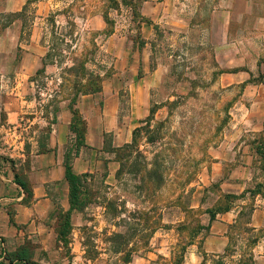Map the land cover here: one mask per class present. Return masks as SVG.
<instances>
[{
    "label": "rangeland",
    "instance_id": "rangeland-1",
    "mask_svg": "<svg viewBox=\"0 0 264 264\" xmlns=\"http://www.w3.org/2000/svg\"><path fill=\"white\" fill-rule=\"evenodd\" d=\"M28 1L32 2L22 16ZM65 1L70 0H0V147L13 143L18 146L14 155L22 153L21 148L29 155L35 153L38 140L45 147L48 131L63 117V109L71 121L78 118L68 110L71 92L60 91L61 66L50 65L45 74H36L53 46L46 19ZM249 2H78L82 6L75 11L78 31L94 32L81 41L90 45L87 41L92 39L96 44L90 67L101 75L108 72L103 77L104 92L119 101L111 103L115 122L104 131L99 167L84 174L82 209L71 215L70 230L67 233L62 209L47 220L57 236L64 233L49 253L51 259L44 252L47 264H130L136 256L151 253L157 255L153 264H238L241 258L264 264L263 158L248 150L245 154L255 157L243 170V151L235 147L237 155L223 167V177L211 178L215 163L230 157L227 149L237 132L254 128L257 120L264 122V36L249 30L264 10L252 8ZM225 13L232 20L226 37ZM237 73L243 80L230 85ZM102 94L81 96L74 107L94 131L103 125ZM172 101L177 105L169 112L167 102ZM156 105L160 107L151 127L166 121L163 138L152 144L143 135L141 157L134 162L142 168L159 153L163 164L182 166L184 171L178 186L173 180L179 172L171 171L164 188L140 194L138 175L125 173L117 180L120 163L115 151L132 141L133 131L144 125ZM78 142L77 132L71 131L65 152L74 153ZM248 142L255 148L258 142L264 144V137L250 136ZM22 170L23 166L20 172L25 175ZM178 194L180 200L175 201ZM226 206L235 211L231 224L238 219L240 229L230 230V224L224 236L213 235L207 229V213ZM256 207L258 213L250 218ZM188 208L192 211L185 213ZM230 235L233 257L224 255Z\"/></svg>",
    "mask_w": 264,
    "mask_h": 264
},
{
    "label": "crops",
    "instance_id": "crops-1",
    "mask_svg": "<svg viewBox=\"0 0 264 264\" xmlns=\"http://www.w3.org/2000/svg\"><path fill=\"white\" fill-rule=\"evenodd\" d=\"M248 4H251L252 8L258 7L264 10V0H251ZM228 15L225 13L222 22L225 28V37L228 36V29L232 22ZM256 23V26H252L249 30L255 31L261 38L264 36V15L258 17ZM241 30L242 33L245 32L240 27ZM147 31V33L150 32L148 29ZM238 37L237 33L235 38ZM243 77L242 74L238 73L233 75L230 85L239 84ZM102 91V95L105 96L102 109L103 125L99 131H94L90 127L87 128L85 146L73 162V171L77 175L93 172L94 169L99 167L98 153L100 154L104 147V131H110L111 125L115 122V111H111V103H117L119 98L116 95L105 93L104 87ZM132 100L134 106V95ZM69 112L71 111L69 110ZM62 114L63 117H59L57 123H54L53 130L47 138L44 148L48 151L40 152L41 144L42 147L44 146V143L40 140L36 142L35 148H37V151L30 155L24 152L23 148H21L22 153L12 154L18 148V146L14 147L13 143L9 144L8 142V146L3 144L0 147V264H47L49 260L45 257L44 252L51 259L49 253L53 252L57 246V233L47 224V220L57 210L62 209L63 212H68L71 207L70 185L66 179L64 166L65 148L68 143V136L71 134V117L67 115L66 109H63ZM253 125L255 127L252 129L243 128L237 132L235 140L229 144L227 149L230 157L222 158V160L215 163V170H213L211 178L223 177V167L233 161V155H237L235 147L238 148V152L243 151L244 154L240 159L242 160L241 168L243 170L250 168L255 154L246 155L245 153H248V150L256 152L261 143L258 142L255 144V148H250L251 143L248 142V139L250 136L253 140L264 137V122L257 120V123L254 122ZM18 145L21 147L22 142H19ZM27 163L29 164L26 165ZM22 166V172L24 171L25 175L20 172ZM16 173L30 187L33 193L31 198L27 199L23 188L16 183ZM258 210L257 207L254 209L253 216L258 213ZM207 214L211 218L210 214ZM234 218L235 211L232 209L229 212L217 214L214 221L210 222L209 220V231L213 235L224 236ZM22 249L29 250L28 260L15 259L10 262L8 255L13 256ZM151 254L152 256L149 257L136 256L130 264H153V261H155L153 256L157 257V255ZM164 256L168 257L165 254Z\"/></svg>",
    "mask_w": 264,
    "mask_h": 264
},
{
    "label": "trees",
    "instance_id": "trees-1",
    "mask_svg": "<svg viewBox=\"0 0 264 264\" xmlns=\"http://www.w3.org/2000/svg\"><path fill=\"white\" fill-rule=\"evenodd\" d=\"M111 1V0H110ZM122 2H127L129 0H121ZM32 1H28L27 5L23 8L21 15H26L27 6ZM81 0H70L69 2L65 1V6L61 9L55 10L51 12L46 19L47 24L50 29L51 42L53 43L52 47H49L48 52L44 56L42 60V68L37 71V76L43 75L46 73L48 67L50 65L59 64L61 66V74H60V91L67 90L69 93L71 92L72 98L69 103L68 109L72 111L73 116H77L78 118L71 121L70 129L73 132H77L78 145L75 147L74 153H72V149H67L64 155V166H65V175L66 179L70 185V210L68 212H63L66 214V230L67 233L71 228V220L70 217L75 211H80L82 208L80 207L81 200L80 197L82 195V180L83 177H87V175H77L73 171V162L76 157L79 156L81 149L85 146V138L87 134V125L84 123V120L80 118L78 110H75L77 101L81 96L90 95L95 93H100L103 87V77L107 76L108 72L101 75L100 73L95 72L90 64L94 62L92 58L96 54V44L91 40H88L87 43L90 45H86L81 43L82 38L86 36L92 35L94 32L92 31H84L79 32L78 26L76 24V12L79 10V7H82L78 4ZM60 20H63L64 24L60 25ZM108 20V18H107ZM93 47V48H92ZM59 57V60L57 58ZM68 93V92H67ZM52 101L51 104H53ZM169 107V112L177 105V101L167 102ZM159 105L153 106L149 110L148 117L142 121L144 124L141 127L136 128L133 131L132 141L130 143L125 144L122 147L116 148L115 151L118 162L120 163V168L116 173V178L119 180L122 175L125 173L138 175L140 184L137 186L136 191L140 194H150L158 191L161 188H164L167 185L168 179L170 176L168 173L173 171L172 175H175L179 172V175H176V179L173 180V183H177L178 180L182 178L184 167H178L175 165L166 166L163 164L161 160V155L155 154L152 162L150 164H144L142 168H138L134 160L137 157H141L139 152V139L143 135H147V141L149 143H155V141H159V139L163 138V129L165 127V122H160L157 124L156 128L152 129L151 122L154 121V116L156 114ZM56 112V110H54ZM171 114V113H170ZM49 134L51 132L48 131ZM48 134V137H49ZM79 136V137H78ZM48 151L44 147H40V152ZM257 154L261 155L264 160V144H261L257 147ZM150 166V168H148ZM126 168L128 170H126ZM190 174L187 175V177ZM192 176V175H191ZM173 177V176H172ZM15 180L18 185H20L27 195V199L32 197V191L30 187L20 178V176L16 173ZM177 180V182H176ZM169 183L172 184L170 181ZM182 185V183H181ZM181 194H178L175 201L180 200ZM230 206L219 208L217 211H209L210 214V222L214 221L217 217V214L229 212L231 211ZM184 211V210H183ZM192 211L191 208L185 210V213ZM253 209L250 211V218L253 214ZM241 214V213H240ZM142 216V215H141ZM146 220V219H145ZM147 222V220L145 221ZM238 219H235L234 223L230 225V230H234L236 228L240 229L238 226ZM210 228V224L207 226V229ZM252 231V230H251ZM63 231L58 232L57 240L63 239ZM114 236H121V234H113ZM232 235V234H231ZM229 236V245L225 250V256L235 255L236 251L234 249V237ZM28 249H22L16 252L13 256L8 255L9 261L13 262L15 259L27 261L28 260ZM223 255V256H224ZM252 257V255H251ZM183 256L180 258L179 262H182ZM238 264H249L246 259L241 258Z\"/></svg>",
    "mask_w": 264,
    "mask_h": 264
}]
</instances>
